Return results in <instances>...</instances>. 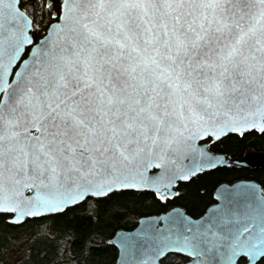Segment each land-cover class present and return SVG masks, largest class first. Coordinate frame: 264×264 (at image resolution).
Here are the masks:
<instances>
[{
	"label": "snow or ice",
	"instance_id": "obj_1",
	"mask_svg": "<svg viewBox=\"0 0 264 264\" xmlns=\"http://www.w3.org/2000/svg\"><path fill=\"white\" fill-rule=\"evenodd\" d=\"M250 134L264 0H0V225L48 219L40 264H264V181L198 183Z\"/></svg>",
	"mask_w": 264,
	"mask_h": 264
},
{
	"label": "trees",
	"instance_id": "obj_2",
	"mask_svg": "<svg viewBox=\"0 0 264 264\" xmlns=\"http://www.w3.org/2000/svg\"><path fill=\"white\" fill-rule=\"evenodd\" d=\"M252 151L264 152V136L250 134L247 139L242 140L239 144L232 147L229 155L233 158L243 157ZM243 179L255 180L257 182L264 181V168H221L219 171L214 172L212 176L202 178L198 183L203 184L210 194L213 192V186L218 183H234ZM210 202L211 196L204 194L196 203H193L191 200L182 203H187L189 210L198 214ZM157 211L158 207L146 195L136 205L135 211L130 212L127 218L120 219L118 225L131 230L141 214L155 215ZM49 223L50 221L48 219L41 217L28 219L24 224L16 227L0 225V264H40L42 254H50L55 246L54 241L49 240L44 234L46 226ZM16 239H20L18 240L19 243L23 242L20 256L16 259L9 258L8 250Z\"/></svg>",
	"mask_w": 264,
	"mask_h": 264
},
{
	"label": "water",
	"instance_id": "obj_3",
	"mask_svg": "<svg viewBox=\"0 0 264 264\" xmlns=\"http://www.w3.org/2000/svg\"><path fill=\"white\" fill-rule=\"evenodd\" d=\"M233 160H241V165H233L226 168H240V169H261L264 168V152H258V151H252L245 154L243 157H231ZM246 181V179L238 180L234 183ZM255 181V180H254ZM257 182V181H256ZM228 184V183H223ZM35 218H41V217H35ZM33 219V218H29Z\"/></svg>",
	"mask_w": 264,
	"mask_h": 264
},
{
	"label": "rangeland",
	"instance_id": "obj_4",
	"mask_svg": "<svg viewBox=\"0 0 264 264\" xmlns=\"http://www.w3.org/2000/svg\"><path fill=\"white\" fill-rule=\"evenodd\" d=\"M18 240L20 239H16V241L10 246V249L8 250V255L9 258H18L20 256V252H21V248H22V243H19Z\"/></svg>",
	"mask_w": 264,
	"mask_h": 264
}]
</instances>
